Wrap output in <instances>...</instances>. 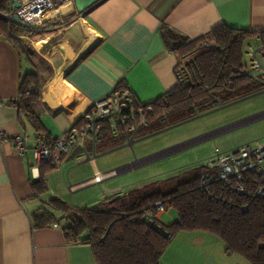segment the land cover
I'll list each match as a JSON object with an SVG mask.
<instances>
[{"label":"crops","instance_id":"obj_1","mask_svg":"<svg viewBox=\"0 0 264 264\" xmlns=\"http://www.w3.org/2000/svg\"><path fill=\"white\" fill-rule=\"evenodd\" d=\"M7 10V1L0 0V11ZM43 22L57 25L45 27L42 32L39 25L32 35L22 26L15 35L31 49L30 55L19 53L0 34V131L22 134L26 144L24 156L11 143L0 145V264H96L91 246L67 242L57 221L37 225L34 220L37 209L47 206L50 199L44 197L50 190L38 193L32 187L39 176V169H33L31 151L37 131L19 102L23 76L32 73L38 77L40 99L33 109L41 123L40 132L55 138L78 127L81 114L90 104L117 85L127 86L138 103L148 104L179 84L175 68L180 59L166 47L162 27L178 31L190 40L209 34L220 25L261 33L264 0H100L82 13L76 11L71 0L48 12ZM36 36L30 44L26 43ZM259 89L264 90V86ZM258 104L241 122L264 121V99ZM262 136L264 129L255 137ZM139 139L136 137L135 141ZM85 145L93 156L89 144ZM80 154L81 149L77 148L61 158V166L73 160L77 164L88 163V178L72 183L74 190L110 170L98 166V154L94 161H77ZM138 163L136 160L111 169L119 173ZM54 169L45 175L48 188ZM160 264L249 262L239 255L227 254L224 241L215 234L192 230L174 235Z\"/></svg>","mask_w":264,"mask_h":264},{"label":"trees","instance_id":"obj_2","mask_svg":"<svg viewBox=\"0 0 264 264\" xmlns=\"http://www.w3.org/2000/svg\"><path fill=\"white\" fill-rule=\"evenodd\" d=\"M64 24V23H63ZM43 22L39 29L53 27ZM22 26L9 24L0 19V34L5 36L19 53L30 55L31 49L15 36ZM25 28V27H24ZM34 28H26L29 35ZM262 35L225 25L215 27L209 34L195 40L169 27H162L161 36L166 47L178 59L193 56V78L195 83L186 86L176 84L169 92L153 104V114L148 119L145 131L160 129L166 122L176 123L199 110L213 108L212 102H231L257 91L260 85L250 79L235 75L233 69L243 56L244 42L251 35ZM205 40H213L220 50L198 47ZM262 87V86H261ZM22 111L40 132L41 123L33 105L40 99V81L35 74L23 76L20 87ZM144 128V129H145ZM110 130L102 132V146L114 142ZM54 169L50 160L39 167L37 181L32 183L36 192H46L45 175ZM205 171L193 169L183 175H176L159 183L132 189L127 193L110 196L91 208L74 206L60 199H50L46 207L37 209L34 220L37 225H50L57 221L62 225L67 242L87 243L91 246L96 264H160V258L171 239L181 231L202 230L218 236L226 245V253L245 258L249 264H264V197L252 200L224 193L223 201L203 193L198 185ZM159 200H168L177 212V218L170 224L160 220L145 222L131 221L139 210ZM247 203V208L241 205Z\"/></svg>","mask_w":264,"mask_h":264},{"label":"built area","instance_id":"obj_3","mask_svg":"<svg viewBox=\"0 0 264 264\" xmlns=\"http://www.w3.org/2000/svg\"><path fill=\"white\" fill-rule=\"evenodd\" d=\"M6 1L8 10L0 11V19L9 24H17L13 21V15L16 14L21 21L31 26H39L48 12L71 0H17L19 6L15 8L11 0ZM199 47L222 52L218 45L209 41H203ZM243 55L247 57V61L242 56L238 65L233 69L232 77L241 75L264 86V34L248 37L244 42ZM193 59L184 64L178 62L176 65L175 74L179 84L189 86L196 82L192 75ZM161 101L166 102V99L163 97ZM212 106L213 108L219 106L217 100L212 102ZM153 111L152 103H138L127 86L117 85L108 95L90 104L88 109L81 114L78 127H71L55 138H50L43 132H37L35 143L31 148L33 169L38 170L45 160H50L53 167L59 169L61 158L68 157L77 148L81 149L77 161H94L105 127L110 130L113 137H125V144L132 147L136 137L148 125V119ZM3 143L13 144L20 156L25 155L26 144L22 134L8 135L0 131V145ZM86 143L89 144L93 156L89 154ZM204 169L198 185L203 193L211 197L226 201L223 196L225 192L239 195L246 200L264 197V137L229 150H220L216 147L207 159ZM117 173V169H110L101 176L95 175L82 185L101 183L105 178ZM70 189H73V185ZM119 194H122L120 188H103L102 197L105 200ZM168 207H170L168 200H159L139 210L131 217V221L136 219L145 222L159 220L161 213ZM241 207L245 210L247 203L242 204Z\"/></svg>","mask_w":264,"mask_h":264},{"label":"rangeland","instance_id":"obj_4","mask_svg":"<svg viewBox=\"0 0 264 264\" xmlns=\"http://www.w3.org/2000/svg\"><path fill=\"white\" fill-rule=\"evenodd\" d=\"M36 38L30 37L25 41L30 44ZM193 56L180 57L179 63H187ZM243 59L247 61L245 55ZM261 91L264 90L259 89L215 108L196 111L180 122H166L158 130L141 131L138 136L141 139L132 147L125 144L122 136L115 137L108 148L96 149L98 166L108 170L136 160L139 163L105 178L101 183L70 189L72 183L88 178V163L63 162V166L51 172L50 192L44 198L57 197L74 206L91 208L104 200L103 188L117 186L124 194L149 183H159L193 169H201L216 147L220 150L235 148L254 140L264 129V121L241 122L247 118V113L259 107L258 103L264 99ZM212 132L214 134L207 137ZM176 218V210L168 207L161 213L160 222L167 225Z\"/></svg>","mask_w":264,"mask_h":264},{"label":"water","instance_id":"obj_5","mask_svg":"<svg viewBox=\"0 0 264 264\" xmlns=\"http://www.w3.org/2000/svg\"><path fill=\"white\" fill-rule=\"evenodd\" d=\"M13 3V8L19 6V2L17 0H11ZM74 7L78 13H82L92 7L94 4L99 2L100 0H72ZM13 21L25 28H32L31 25L21 21L16 14L13 15ZM34 27V26H33Z\"/></svg>","mask_w":264,"mask_h":264},{"label":"bare ground","instance_id":"obj_6","mask_svg":"<svg viewBox=\"0 0 264 264\" xmlns=\"http://www.w3.org/2000/svg\"><path fill=\"white\" fill-rule=\"evenodd\" d=\"M101 175H102V174H100V173L98 174V176H101Z\"/></svg>","mask_w":264,"mask_h":264}]
</instances>
